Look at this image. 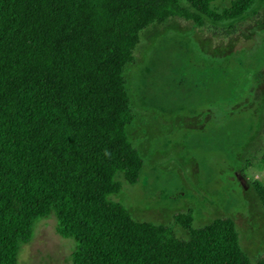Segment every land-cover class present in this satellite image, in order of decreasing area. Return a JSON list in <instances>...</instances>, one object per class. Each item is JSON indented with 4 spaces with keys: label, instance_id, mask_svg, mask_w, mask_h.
I'll list each match as a JSON object with an SVG mask.
<instances>
[{
    "label": "trees",
    "instance_id": "16d2710c",
    "mask_svg": "<svg viewBox=\"0 0 264 264\" xmlns=\"http://www.w3.org/2000/svg\"><path fill=\"white\" fill-rule=\"evenodd\" d=\"M0 0V264H17L49 216L75 242L71 264H264L240 248L227 217L192 229L134 220L116 196L140 181L144 161L123 70L140 34L170 18L203 27L250 12L256 0ZM264 165V152L260 157ZM264 210V186L254 184Z\"/></svg>",
    "mask_w": 264,
    "mask_h": 264
},
{
    "label": "rangeland",
    "instance_id": "374dc122",
    "mask_svg": "<svg viewBox=\"0 0 264 264\" xmlns=\"http://www.w3.org/2000/svg\"><path fill=\"white\" fill-rule=\"evenodd\" d=\"M132 55L123 70L133 115L125 132L144 165L134 186L117 174L121 190L109 201L155 225H172L175 213L189 210L193 230L230 218L254 262L264 253V210L254 190L264 186V0L232 22L206 20L198 28L170 18L152 25ZM74 247L51 215L35 224L17 264H71Z\"/></svg>",
    "mask_w": 264,
    "mask_h": 264
}]
</instances>
